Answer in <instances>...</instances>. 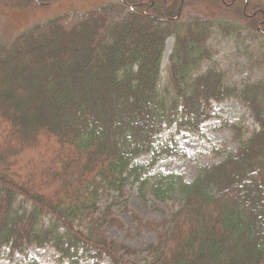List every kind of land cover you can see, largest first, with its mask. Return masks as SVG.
I'll return each instance as SVG.
<instances>
[{
	"label": "trees",
	"instance_id": "obj_1",
	"mask_svg": "<svg viewBox=\"0 0 264 264\" xmlns=\"http://www.w3.org/2000/svg\"><path fill=\"white\" fill-rule=\"evenodd\" d=\"M214 1L264 37L258 6ZM180 7L177 0H120L60 15L0 45V257L40 264L29 256L35 247L51 249L52 264H264V78L228 79L207 41L215 26H231L183 24ZM229 99L258 126L248 133L242 119H222L234 151L214 149L222 161L191 181L154 170L168 158H188L175 137L204 138L202 125L220 118L213 105ZM133 187L138 200L175 210L143 221L127 209ZM115 206L130 214L136 235L154 233L155 241L133 249L109 239L107 230L128 232Z\"/></svg>",
	"mask_w": 264,
	"mask_h": 264
},
{
	"label": "rangeland",
	"instance_id": "obj_2",
	"mask_svg": "<svg viewBox=\"0 0 264 264\" xmlns=\"http://www.w3.org/2000/svg\"><path fill=\"white\" fill-rule=\"evenodd\" d=\"M120 0H56L46 6H15L0 4V45L9 47L14 39L33 26L53 20L63 14L74 12H88L107 3H117ZM131 2L139 0H128ZM176 1V0H172ZM180 3L179 18L181 23H189L195 19L216 24H229L231 29L224 27L212 30L207 45L216 52L214 60L224 71L228 79L239 82L249 76L252 80L264 78V64L257 65L254 59L264 60V37H256L257 32L250 27V21L241 19L235 10H222L216 6L214 0H177ZM250 5L258 6L264 13V0H248ZM249 16V15H247ZM261 27H258L260 29ZM235 29L236 33L233 31ZM174 38L166 41L165 51L161 62V74L165 75L168 56L172 50ZM248 53L253 56L250 62ZM38 73V71H37ZM40 73V72H39ZM10 86V90H11ZM12 88L11 91H15ZM23 99L26 94H22ZM26 97V96H25ZM26 100V99H24ZM214 111L220 118L208 120L202 125L204 138H199L186 133H181L175 138L180 147L189 157L178 159L168 158L161 161L154 170L163 172H178L183 174L188 181L193 180L201 167H210L222 161L225 155L215 152L214 149L234 151L237 143L233 140V132L221 126L222 119L229 122L242 119V125L248 133L258 128L250 116L249 111L236 99H229L219 104H214ZM7 110V107H2ZM27 135H36L35 131L25 130ZM170 132H174L172 129ZM244 134L245 137L248 136ZM169 131H164L165 137ZM146 160L147 158H142ZM127 209L136 214L143 221L160 222L170 217L175 210L171 203L160 204L154 201H140L137 198L136 188L128 191ZM113 212L127 229V234L116 229L106 231V236L114 241L123 243L133 249H142L155 241V234L141 232L135 234V224L130 214L122 207L115 206ZM8 254V250H5ZM53 251L49 248H35L29 250V256L35 258L40 264H52ZM18 254L11 257H0V264H14L19 259Z\"/></svg>",
	"mask_w": 264,
	"mask_h": 264
}]
</instances>
